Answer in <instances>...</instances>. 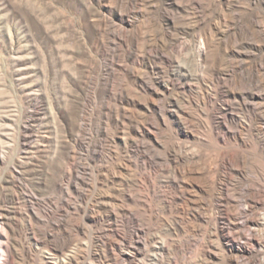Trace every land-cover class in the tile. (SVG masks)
<instances>
[{"label": "rangeland", "instance_id": "1", "mask_svg": "<svg viewBox=\"0 0 264 264\" xmlns=\"http://www.w3.org/2000/svg\"><path fill=\"white\" fill-rule=\"evenodd\" d=\"M175 40L186 42L188 50L181 54L172 51L168 44ZM206 40L211 45L213 64L234 60L232 55L224 56V52L233 48L235 41L244 40L238 49L251 51V43L264 42V0H0V133L9 134L0 147V177L16 159L24 156L27 147L23 146L24 139H28V144L42 145L40 152L33 154L36 168L48 170L50 177H58L64 168L72 171L65 180L67 193L53 191L51 204L45 199L50 192L19 200L17 207L22 217L18 228L31 236L32 243L36 240L30 229L33 225L30 216L34 214L55 225L63 219L51 215L56 204L70 216L68 225L63 227L65 235L53 227L57 237L49 247L65 255L73 252L75 261L67 264H108L94 255L97 224L104 219L106 209L111 208V199L142 194L151 202L158 221L148 222L151 236L144 255L132 263L121 264H154L151 248L162 241L174 246L169 256L159 259L162 264L175 259L176 264H229L226 249L221 247L212 225L207 224L211 217L217 216L214 201L206 195H196L195 205L201 208L204 221L196 219L194 204L182 199L177 190L165 187L171 165L159 156L163 146L168 147L172 142L181 143L187 150L213 155L216 151L202 145L201 140L213 143L216 135L218 149L238 151L236 142L222 138L223 130L213 121L214 109L223 105L221 92L225 88L198 61L197 50ZM156 44L165 45L164 53L167 52L171 62L149 56V50ZM150 65L158 66L161 71L151 69ZM177 65L192 75L187 89L179 88ZM144 77L154 86L157 81L168 84L169 90L159 97L145 92L141 83ZM91 81L96 85L84 109L89 126L84 148L80 150L69 135L75 134L80 122ZM171 100L185 114L180 122L171 115L169 126H165L154 111H146L148 107L169 108ZM232 112L234 119L226 123L230 131L240 130L238 121L249 127L243 131L249 145L239 149L244 167L247 166V171L264 173V153L254 132L256 123L252 115L237 103ZM144 115H151L159 130L160 145H150L148 157L136 147V142L147 141L134 133ZM179 123L185 124L193 136L191 139L177 133ZM153 155L158 157L156 165L144 168L142 164ZM39 174L29 171L24 181L17 180L19 186L13 191L19 197L31 195L33 190L29 184ZM150 184L166 195L177 197L172 210L148 189ZM125 204L144 224L143 212H137L136 206L128 201ZM95 210L96 221L89 218ZM256 211V217H263L264 207ZM258 234H262L261 229ZM4 236L6 232L0 225V264L5 259ZM27 261L20 258L13 264H28Z\"/></svg>", "mask_w": 264, "mask_h": 264}, {"label": "bare ground", "instance_id": "2", "mask_svg": "<svg viewBox=\"0 0 264 264\" xmlns=\"http://www.w3.org/2000/svg\"><path fill=\"white\" fill-rule=\"evenodd\" d=\"M243 41H235V46L224 52V56H228V54L233 56L234 60L231 63L226 61H219L220 63L213 64V56L210 51L211 45L207 40L204 41L197 50L198 61L207 66L208 70L212 72L215 80L218 83H221L225 88L221 92L223 105L214 109V124L219 129L223 130L222 138L236 142L238 151H236L235 153H231L222 149H218L219 143L217 139L218 137L216 135L214 136L215 138H213V143H210L206 140H201L202 145L216 151L213 155L208 154L206 151L195 152L193 150H187L181 143L172 142V144L168 147L163 146L164 150L159 156L163 160L170 162L171 165L169 178L166 177L168 179L165 181L163 180L165 187L177 190L182 199L194 204L193 211L195 212L194 217L196 219L204 221V215L201 212V208L198 207L197 204L195 205V196L199 194L206 195L212 201H214L215 209L217 210V216L211 217L207 221V224L212 225L214 232L216 233L215 235H217V237L221 241V247H224L226 249V260L229 262V264H264V215L263 217H256V210L259 208L262 209L264 207V173L263 171H247L245 168L247 166L244 167V158L239 149L240 147H247L249 145L247 136L243 134V131H248L249 127L239 121L238 126L240 127V130L238 131H230V129L226 127L227 121H229V119H234L232 115V113L234 112L232 111L234 110L237 103L240 107H243L252 115L256 123L253 126L254 132L258 137V141L260 142V144H262L261 151H263L264 153V42L251 43V51L243 52L238 49L240 45L244 44ZM168 45V47L176 54H181L184 51L188 50V44L183 41L175 40ZM163 47L165 49V45L158 47L156 44V46H153L149 50V56L158 58L159 61L162 60L164 62H171V58L166 54L167 52L164 53ZM176 67L178 72L177 75L180 80L179 88L183 90L187 89L188 86H190L188 83L192 79V75L183 67H180L178 65ZM150 68L153 70L156 69L158 72L161 71L158 66L151 67L150 65ZM144 78L141 83L144 91L147 93H151L154 96L159 97L162 95L164 96L165 93L169 90L170 86L163 83L162 81H157L156 86H154L152 82ZM90 84L91 86L89 87V91L85 95L82 114L79 117L80 122L76 125L75 134L69 135V138L73 139L74 143L80 150L84 148L86 130L87 126H89V120L84 114V109L90 103V93L91 90L95 87L96 83H93L91 81ZM161 102L163 104V100H161ZM169 104V108H165V106H158L154 108L148 107L146 111H148L149 113L151 111H154L156 115H158V118L162 120L165 126H169L168 118L171 115L177 117L178 122H180V119H184L185 114H183V110L178 108L172 100ZM176 130L178 134L185 137L186 139H191L193 137L184 123H179ZM134 133L136 136L141 137L142 139L147 141L138 144V142L134 140L137 143L136 147L138 149H141L144 152V155L147 157L148 155H146V152H149L148 149H150V145H160L157 140L159 130L156 127V124L152 121L151 115H144L142 124L136 127ZM8 137L9 134L7 133V131L6 133H0V147H3V143H6ZM27 140L28 139L23 140V146H27L23 151L24 156L20 159H16L12 163L8 171L2 177H0V225L3 226V230H5L6 232V237L4 236V239H6V247L4 250L5 259L3 264H13L15 260L20 258H26L28 260V264L73 263L75 260L72 256V251V254L65 255V252H60V250L58 252L49 247L50 243L53 242V240L57 237L54 228L65 235V228L63 227L68 225L66 223L68 222V217L70 216V214L66 216V211H63V209L56 206V204L52 207L51 215H53L54 217L60 216L63 219H59V221L55 225H52L49 221L41 219L34 214L30 216V220L33 222V225L30 226V229L33 237L36 240H34V243L31 242L32 238L29 234H27V232L18 228V223H21L19 222V219L22 217V213L17 207L19 200L21 198L23 200L33 199L37 196H44L50 192L49 197L45 199L49 204H51L54 201V197L52 194L53 191L63 195L67 193L68 185L67 181L65 182V180L68 179L72 174L70 168L63 167L64 169L60 171L58 177H50V175L48 174V170L41 171V168H36V161L34 160L35 156L33 154L39 153L41 150L40 147L42 145L36 142H30L28 144ZM147 145H149V147H147ZM157 160L158 157L153 155L150 161H145L142 165L144 166V168H147V166L152 167L156 165ZM211 165L213 166L212 169ZM29 171H33V173H40L39 178H37V180L33 181L30 184L28 183L33 190V193L31 195L19 197L15 193V191H13V188H17L19 186L17 180L24 181ZM148 189L154 194V196L162 201V203L168 210H172L174 208L175 201L177 199L176 196L166 195L161 191H158L154 184H150ZM10 191H12L13 193H10ZM125 201H128L136 206L137 212H143V215L145 217L144 224L141 220V217L138 216L133 209H129L128 206H125ZM110 205L111 208L106 209L105 211L104 219L101 221V223L97 224V245L94 255L102 257L108 264H121L123 261L132 263L135 259L140 258V256L144 255L143 252L146 250L149 243V237L151 236L148 233L150 227V224L148 222L151 220L157 222L158 216L156 215L151 202L142 194H138L136 196L124 195L121 199H111ZM192 209L193 208L191 207V210ZM95 213L96 210L91 211V214L89 215V218L94 221H96L97 219ZM76 223L74 222L75 225ZM74 224L73 227H75ZM260 229L262 231L261 235L258 234V231ZM186 242L188 243V241ZM75 243L73 242V244ZM151 249L154 252L152 257H154L153 259L156 261L154 264H162L163 262H160L159 259L163 258V255L169 256L170 252H172V250L174 249V246L168 244L166 241H162V243L154 245ZM209 257L212 260H216V257L213 255H209ZM168 261V264H176V259ZM143 264H146V262H144Z\"/></svg>", "mask_w": 264, "mask_h": 264}]
</instances>
